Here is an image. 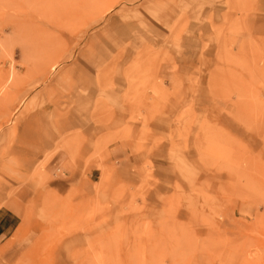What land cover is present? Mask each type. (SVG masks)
<instances>
[{
  "label": "rangeland",
  "instance_id": "374dc122",
  "mask_svg": "<svg viewBox=\"0 0 264 264\" xmlns=\"http://www.w3.org/2000/svg\"><path fill=\"white\" fill-rule=\"evenodd\" d=\"M261 4L0 0V205L19 223L0 264H264ZM191 27L201 42L192 88L169 108L183 96L156 78L158 64ZM101 52L92 104L66 99L74 68ZM78 112L82 125L68 130ZM117 144L164 159L166 172L145 159L133 184L117 183L105 165Z\"/></svg>",
  "mask_w": 264,
  "mask_h": 264
},
{
  "label": "crops",
  "instance_id": "0c3cea01",
  "mask_svg": "<svg viewBox=\"0 0 264 264\" xmlns=\"http://www.w3.org/2000/svg\"><path fill=\"white\" fill-rule=\"evenodd\" d=\"M260 8H264V5L261 4ZM178 24V22H177ZM191 25V24H190ZM172 26V25H171ZM191 27L186 34L182 35L181 41L178 45V48H172L170 46H164V53L169 56L165 57L158 64L156 78L163 83V85L170 91H176L181 94L182 101L176 103V100L171 101L169 108H182L188 101L189 95L188 92L192 88L189 84L190 77L194 75V68L198 61L199 54L201 52V42L199 35L197 34L198 28ZM160 29H163L161 26H155L151 31H148L150 43L154 48L161 46V40L165 38V34L161 32ZM93 55L97 56L96 53ZM94 56V57H95ZM92 58L91 63L87 61L79 63L80 68H74V74L76 77V82L72 83L71 93H68L65 98L74 99L78 102H89V105L92 104L95 86L91 83L92 76L95 74V70L98 66H103L108 61V56L104 55L101 52V55L94 59ZM105 58V59H104ZM71 75V74H70ZM74 78V76H72ZM82 81V83H81ZM125 91L124 85L117 90V95L115 96V108L123 107L122 94ZM84 94V95H83ZM83 95V96H82ZM194 104L197 106H202L204 104V96L201 95V88H196V95L194 97ZM78 112L73 117L66 118V124L68 125V130H75L76 126L82 125L80 123L81 119ZM116 119L118 114H116ZM63 125V122H61ZM168 123L167 118H162L159 120H154L152 122V133L155 135L157 131H162L165 125ZM75 126V127H74ZM84 128H82V133L85 135L87 140H91L88 134L90 127L87 126V122L84 123ZM64 127L62 126L58 129L59 132L63 131ZM54 133V132H53ZM55 134V133H54ZM54 138L47 139V147L54 142ZM86 145H83L84 150H86ZM83 153V155H85ZM145 159H148L153 165V171H165L166 164L165 160H157L153 156H145L144 153L132 154L128 149L121 145H114L109 149L108 157L105 161V165L113 167V176L117 183L121 184H133L137 178V167ZM18 215L16 212L7 208L5 205H0V249L6 244L10 239L11 235L16 231L18 227V221L16 218Z\"/></svg>",
  "mask_w": 264,
  "mask_h": 264
},
{
  "label": "bare ground",
  "instance_id": "6f19581e",
  "mask_svg": "<svg viewBox=\"0 0 264 264\" xmlns=\"http://www.w3.org/2000/svg\"><path fill=\"white\" fill-rule=\"evenodd\" d=\"M9 5V4H8ZM71 21H74V19H72V20H69V22H71ZM61 25V24H60ZM64 25H66V24H64ZM68 28V27H67ZM172 34V33H171ZM54 35V34H53ZM149 59V58H148ZM7 91V90H6ZM4 93H5V90H4ZM3 99V98H2ZM11 104V103H10ZM7 105V104H6ZM7 107H8V105H7ZM2 109V108H1ZM2 115V114H1ZM5 115V114H4ZM3 116V115H2Z\"/></svg>",
  "mask_w": 264,
  "mask_h": 264
}]
</instances>
